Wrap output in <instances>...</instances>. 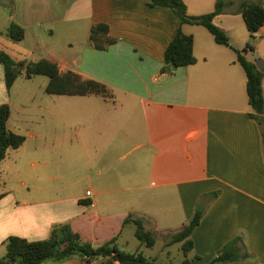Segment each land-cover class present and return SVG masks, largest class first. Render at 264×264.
Returning <instances> with one entry per match:
<instances>
[{"label":"crops","instance_id":"0c3cea01","mask_svg":"<svg viewBox=\"0 0 264 264\" xmlns=\"http://www.w3.org/2000/svg\"><path fill=\"white\" fill-rule=\"evenodd\" d=\"M183 1L190 15L211 12L216 2ZM222 1L214 23L227 33L229 45L147 0H0L1 51L25 63L48 59L60 72L74 71L111 92V98L102 97L101 110L91 99L98 95H75L72 134L64 132L66 112L19 120L42 121L46 127L28 126L23 143L0 163L4 253L8 236L45 239L60 224L93 245L115 239L128 251L123 232L130 217L141 218L146 230L169 242L200 197L218 191L191 233L189 264H264V143L250 116L246 76L236 53L250 41V32L239 12L244 0ZM249 1L264 5V0ZM99 22L115 39L103 50L89 40L90 28ZM11 23L23 27L22 39L8 35ZM179 26L193 36L196 61L167 73L161 70L164 50ZM258 31L244 54L253 62L264 61V24ZM9 90L0 63V104L10 105L7 127L19 133L11 123ZM232 242L240 258L214 261ZM142 245L128 252L142 253ZM40 264L84 262L74 256Z\"/></svg>","mask_w":264,"mask_h":264},{"label":"trees","instance_id":"16d2710c","mask_svg":"<svg viewBox=\"0 0 264 264\" xmlns=\"http://www.w3.org/2000/svg\"><path fill=\"white\" fill-rule=\"evenodd\" d=\"M151 6H160L170 9L180 23L198 24L206 27L213 35L214 40L223 45H229L227 33L214 23V17L221 12L225 3L216 0L215 7L211 12L190 15L187 13L186 4L183 0H147ZM246 28L250 32V41L242 50H236L237 61L243 67L246 76V93L248 102L252 108L250 116L258 123L262 142L264 143V96L263 76L264 69H258L253 61L246 59L243 52L253 48L251 41L255 38V32L264 24V5L261 1L244 0L239 6ZM8 35L14 40L24 37V29L18 24L11 23L8 27ZM253 39V40H252ZM89 40L96 49H106L115 42L108 36V26L99 22L90 28ZM196 61L193 54V36L185 34L180 26L168 42L164 54L161 70L172 73L177 67L192 64ZM0 63L4 68V80L7 90L18 77L25 79L36 75H45L48 82L44 88L48 94L86 95L96 94L103 98H111L109 88L96 80L83 78L78 73L67 70L60 72L58 65L45 58L25 63L14 60L9 54L0 50ZM109 93V94H108ZM10 116V105L0 104V163L7 156L10 149L19 147L25 137L7 127ZM218 191L203 194L197 201L194 212L185 225L176 231L170 242H180L183 251V260L180 264H189L188 253L193 248L191 233L198 225L206 207L208 199L216 197ZM135 224L136 237L146 246H152L155 238L151 232L145 229L141 218H128ZM5 253L0 257V264H40L51 260L60 262L71 257L81 258L84 264H93L99 258L109 257L99 264H162L154 259H147L140 252L133 253L117 247L115 239H111L100 245H93L83 241L77 232L71 230L69 225H55L48 238L40 240H28L16 235H10L4 240ZM240 258L238 251L233 247V242L226 244L213 259L214 261H232Z\"/></svg>","mask_w":264,"mask_h":264},{"label":"rangeland","instance_id":"374dc122","mask_svg":"<svg viewBox=\"0 0 264 264\" xmlns=\"http://www.w3.org/2000/svg\"><path fill=\"white\" fill-rule=\"evenodd\" d=\"M58 28L55 30L56 38H61L59 36ZM261 32L260 30L258 31ZM261 37V36H260ZM258 37V39H260ZM60 41L59 39H57ZM253 40V39H252ZM57 44L56 46H58ZM12 56H17L16 51H10ZM246 54V52H243ZM250 56L255 57L256 53L249 54ZM260 58V57H259ZM117 80V79H116ZM48 77L45 75H36L31 79H25L23 77H18L13 83L11 89L9 90L10 100L12 102V120L11 123L13 126H16V130L22 134L26 135L28 133L27 127L31 126L34 129H45V125L42 121H28V124H22L19 120L22 119L23 115L29 117V115L37 116L39 118H54L53 113L59 114V112H66L67 118L69 119V124L64 127V132L67 134H72L75 130V107L72 103L78 97L75 95L69 94H48L44 90V85L47 84ZM109 94V93H108ZM91 99H95L97 101L96 105H94L95 110L104 106V102L102 101V96H92ZM60 102H65L62 105ZM50 110L51 112H48ZM106 110V108H105ZM16 124V125H15ZM65 149L60 150V154H66ZM54 157V156H53ZM26 169V165H24V171ZM135 224L133 221L129 222L125 230L123 232V237L128 238L129 243L125 245L124 248H127L128 251L136 250V246L141 243L139 239L134 234ZM173 233H169L168 236L171 237ZM151 235L155 238V242L152 246L142 245L141 250L143 251L141 254L147 259H156L158 262L165 264H180L183 259V251L181 248L180 242H166L165 238L163 239L159 235H155L151 232ZM167 236V237H168ZM4 254V248H0V257Z\"/></svg>","mask_w":264,"mask_h":264},{"label":"water","instance_id":"95a60500","mask_svg":"<svg viewBox=\"0 0 264 264\" xmlns=\"http://www.w3.org/2000/svg\"><path fill=\"white\" fill-rule=\"evenodd\" d=\"M254 63H255V65H256V67H257L258 69H263L264 61H263L262 58H258V59H256V60L254 61ZM108 258H109L108 256H107V257H102V258L97 259L96 262L99 264V263H101V262L106 261Z\"/></svg>","mask_w":264,"mask_h":264},{"label":"built area","instance_id":"2783aa9c","mask_svg":"<svg viewBox=\"0 0 264 264\" xmlns=\"http://www.w3.org/2000/svg\"><path fill=\"white\" fill-rule=\"evenodd\" d=\"M256 32H257V31H256ZM256 32H255V33H256ZM86 194H90V190H87V191H86Z\"/></svg>","mask_w":264,"mask_h":264}]
</instances>
